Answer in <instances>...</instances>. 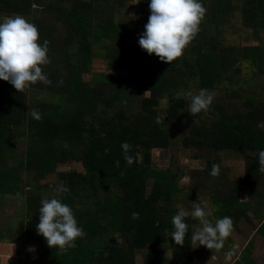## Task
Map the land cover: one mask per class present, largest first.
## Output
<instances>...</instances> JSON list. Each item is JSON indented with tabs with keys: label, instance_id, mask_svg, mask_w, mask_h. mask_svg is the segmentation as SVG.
I'll return each mask as SVG.
<instances>
[{
	"label": "rangeland",
	"instance_id": "obj_1",
	"mask_svg": "<svg viewBox=\"0 0 264 264\" xmlns=\"http://www.w3.org/2000/svg\"><path fill=\"white\" fill-rule=\"evenodd\" d=\"M10 2L11 6H7V8L5 5L0 6V21L6 17L23 16L31 23H40V26H37L40 30L39 36L45 32L53 42L50 46L51 50L48 51L51 63L42 66L52 81L50 86L37 82L23 92H17L10 83L0 80V100H10L11 107L15 108V110L8 111L9 113L5 110L0 111V117L5 121L3 127L14 135L11 141L13 150L18 154V157L25 155L31 143L32 146L36 145V140H31L38 137L41 122L45 123L47 121L45 118L50 116L54 118L56 124L62 125L64 128L65 132L57 133L60 134V138L56 139L68 153L70 145L63 143L64 140L61 138L69 131L76 130L77 125L82 129L83 127L93 128L94 136H97L96 139L105 138L109 132L125 134L124 127H128L133 121L142 122L145 119L144 116L147 113L142 111V99L149 97L150 93L144 89V86L153 85L152 81L162 74L170 83L168 88L163 91L162 97L159 98L158 111L153 124H156L168 135V146L149 149V160L144 163V167L148 168L150 172L141 171L139 173V179L135 181L138 186L137 193H134L135 197L123 200L124 205L127 208L131 206L135 209L130 212L131 214L138 212L139 216L148 214L156 216L161 221L162 227L171 224L172 217L181 207L189 213L187 220H191L192 224L189 236H185L184 244L182 246L174 244L171 248L167 245L170 241L168 240L165 241L166 247L162 250L167 258H173L171 260H174V264H233L238 254L248 246L250 241L252 243L251 257L257 264H264V237L255 233L259 225V218L264 215V178L262 175L259 176L257 185L258 192L262 194L259 200L261 205L254 198L249 196L245 198L244 213L239 216V221H233V231L224 240L222 248L210 250L191 240L192 234L200 227L198 219H193L190 215L194 206L200 203L202 208L210 213L208 218L215 224V221L219 219L216 215L219 207L213 202V199L227 197L230 188L234 186L233 181L243 177L245 169L249 167L246 156L256 155L259 163L258 154L245 151L240 155L226 149L216 152L192 145H188L186 153L184 145L186 140L192 136L194 124L201 122L212 127L210 122L213 119L210 110L216 103L222 105L225 113L229 115L244 112L243 95L246 94L254 97V101L259 105H264V20L262 19L261 23L250 22L260 13L257 9L251 10L255 1L200 0L206 8L203 21L208 23L204 25L205 29L203 26L200 27L198 34L185 48L182 57L177 59V62L167 64L161 62L154 54L148 55L138 44V40L144 32V26L148 22V17L140 10V6L143 4L142 0H139L138 3L137 0H54L55 4L63 7H74L76 3L79 4L73 9L76 11L79 7L80 13L91 20L90 28L87 27L80 36L81 40L89 42L90 52L89 61L85 66L78 68V75L90 87L91 92L78 99L81 103H78L77 99L67 91L63 80L62 83L57 84V78L62 73L67 74L68 63L73 62L75 65L79 59L80 45L75 38V33L70 32L75 28L67 24L65 18H58L56 12H49L48 8L54 6L53 4L49 6L51 0H10ZM84 3L87 5L84 6ZM216 8H218L217 11H213ZM17 10L18 12H16ZM246 15L252 19H246ZM110 18L118 25L130 26V31L124 35L118 34L112 27ZM101 21L107 23V27L94 30L93 27ZM43 41L39 43L43 44ZM213 45L228 46L234 51L242 47H257L260 50L257 52L258 56L254 54L255 60L251 57V59L246 58L243 53L232 52V56L236 58L234 67L240 68V76L247 83L232 85L225 81L227 75L222 73V77L225 78L224 82H220L219 86H213L212 90L215 96L209 110L206 113L202 111L197 114L198 117L197 115L191 116L190 98L186 96V93L191 91L193 94H197L201 89L198 73L191 70L193 63L195 64L197 48L202 47L200 54L203 55L208 52L209 46ZM221 70L220 68L219 72ZM102 74L118 76L122 82L127 84L129 93L123 96L119 95V99H114L110 103L115 88L110 86L109 82L101 76ZM171 84H176L175 88ZM239 87H243L242 94L235 95L233 89ZM93 92L94 94L103 92V95L91 98ZM169 92H174L173 100H184L185 106L182 109L179 108V111H186L187 116L181 121H176L168 116L167 112L171 101L166 97V94ZM89 98L94 100L92 104L88 103ZM83 99L87 101L82 103ZM34 108L41 113L40 121L29 115V110ZM119 113L121 117H119ZM215 119L217 118L215 117ZM258 124H264V122ZM145 130L148 132L147 127ZM149 133L152 132L149 131ZM197 138L196 140H198ZM81 139L85 146L89 144L87 141L90 142L85 136ZM77 143L79 142H76V145ZM144 150L142 148L140 152H136L139 160L146 153ZM214 158L220 159L218 163L220 173L216 177L210 175L211 170L207 167V161H212ZM14 164L15 160H10L8 165L0 164V166L9 169V167H14ZM82 166V162L78 160H69L64 164H58L55 173L49 174L41 181L42 184L47 185V187L43 185L40 190L42 199L56 197L62 202L60 196H57L55 192L56 187L61 183L56 173L72 169L84 173L85 170ZM153 171H163L166 179H157ZM13 172L16 191L22 190V187L25 189L27 183L37 182L38 177L33 171L29 173L25 169H15ZM259 174H261L260 171ZM97 176L98 180L96 179V181H99L100 184L97 194L92 192V196L86 198L79 196L81 192L79 194L76 192L73 205H69L78 226L83 230L84 224L88 222V217L84 218L86 215L83 210H95L96 206L104 204L105 201L113 197V194L121 197L123 193L119 191L117 179H107L100 173ZM172 184H175L174 188L170 187ZM99 200L100 202H98ZM40 202L36 206L40 207ZM22 211V201L16 196L3 197L0 202V228L10 222V219L17 218L16 220H18L19 216H22L20 215ZM166 211L169 212L168 217L164 216ZM171 227L168 228L172 229ZM92 231L82 238L83 244L102 246L106 242H110L114 236L111 231L104 233L97 228ZM20 246L16 256L10 257V260L15 261L19 258L20 264H49V258L42 259L38 255L34 257L31 254L36 249V245L23 243ZM27 247H29V251H24V248ZM147 250L146 246L136 252V264H142ZM20 254H22L21 257ZM2 264H7V262L4 261Z\"/></svg>",
	"mask_w": 264,
	"mask_h": 264
},
{
	"label": "trees",
	"instance_id": "obj_2",
	"mask_svg": "<svg viewBox=\"0 0 264 264\" xmlns=\"http://www.w3.org/2000/svg\"><path fill=\"white\" fill-rule=\"evenodd\" d=\"M142 1L143 4H141L140 10L149 17L150 10L148 4L150 0L148 2L146 0ZM250 1H255V4L251 6V10L257 9L260 13L258 16L253 17V19L250 18L249 15H246L245 18L252 19V21H250L252 23H261L264 20V0ZM51 4L54 6H50ZM3 5H5L6 8L7 6H11L10 0H0V6L2 7ZM77 5L79 6V4L76 3L74 7H63L59 6V4H55L54 0H51L48 10L50 13L52 11L56 12L60 19L65 18L67 24L76 29H74L75 32H70L75 33V38H77V42H79L81 49V51L79 49V59L75 65L73 62L68 63L66 66L67 74L64 75L62 73L57 80H63L67 91L77 99L78 103H81L78 99L88 94V92H90V87L79 77L78 68L80 66H85L89 61L90 46L89 42L81 40L80 36L85 32L84 30H86L87 27L90 28L91 20L86 15L84 16V14L82 15L80 13L79 7H77L76 11L73 9ZM86 5L87 4L84 3V6ZM217 9L218 8L213 11L216 12ZM16 12H18V10ZM109 20H111V25L118 34L124 35L131 29L130 26H126L125 24H116V22H113L112 18ZM207 23V21L202 20L199 28L203 26L205 29L204 25ZM34 24L36 27L40 26L38 22H34ZM106 27L107 23L101 21L93 28L97 30L105 29ZM38 31L40 30L38 29ZM45 39L50 42V49L53 43L52 39L47 33L42 32L39 42ZM209 47L208 52L203 55L200 54L202 47L197 48L198 53L195 64L193 63L191 68V70L198 73L200 88L208 89L213 92V86H219L220 82L225 79L222 77V73L227 75V80L225 81L230 82V84L237 86L242 83V85H245L247 81L240 76V68L234 67L236 58L232 56V52L243 53L246 58H254L255 60L254 54L258 56L257 52H259L260 49L257 47H242L234 51L232 48L223 45H213ZM173 62H177V60ZM220 68L222 69L221 72H219ZM101 76L109 82L110 86L115 88L110 103H112L114 99H119V95L123 96L129 93L127 92V84L122 82L118 76H111L108 74H102ZM152 83L153 85L144 86V89L149 91L150 94L149 97L142 99V111L147 113L142 122L133 121L128 127H124L123 130H125V134L109 132L107 136L105 134V138L99 139H96L97 136H94L95 133L93 128L88 129L83 127L82 129L77 125L76 130L69 131L68 134H64V136H62L63 138H61L64 140L63 143L68 146L70 145L69 153L67 150H64L62 145L60 146L58 144L56 139L60 138V134L57 133L64 131L63 126L56 124L54 118L50 116L45 118L47 120L45 123L41 122V129H39L38 137L31 140H36V145L32 146L31 143L25 155L23 157H18V154L13 150L14 147L11 141L14 135L3 127L5 126V121L0 117V164L8 165L10 160H15L14 167L6 169L0 166V202H2L3 197L16 196L22 201L23 207V211L20 214L22 216H19L18 220H16L17 218L10 219V222L0 228V252L3 254L0 255V264L4 261L7 262V264H20L19 258L12 261L10 257L16 256L20 245L23 243L36 245V249H34V252L31 254L34 257L38 255V257L42 259L46 257L49 258V264H136V252L146 246L148 250L144 255L142 264H174V260H171L173 258H167L162 252L164 247H166L164 245L165 241L170 240L167 245L171 248L175 244L174 240L169 235L174 230V228L171 227L173 226L172 222L170 225L162 227L161 221L156 216L150 214L139 216L140 218L138 220H132L130 212L135 209L131 206L127 208L123 202L125 199L135 197L133 195L137 193L138 188L135 181L139 179V173L141 171L150 172L148 168L144 167V163H147L149 160V149L165 148L168 146V135L159 129L156 124H153V121L158 111L159 98L164 94L163 91L168 88L170 81L161 74V76H158ZM171 86L175 88L176 84H171ZM242 88L243 87L233 89L235 95L242 94ZM93 94H91V98L93 96L103 95V92H95V94ZM173 96L174 92L166 94V97L171 101L167 113L172 119L181 121L187 116L186 111H179V108H184L185 103L183 99L173 100ZM91 98L88 99V103L90 104L94 101ZM243 98L244 112L230 115L225 113L222 105L216 103L210 110L213 119L210 122L212 127L201 122L194 124L195 126H192V136L184 143L185 152L187 153L188 145L216 152L225 149L232 150L234 153L240 155L245 153V151L258 154L260 150H264V128L258 126L259 122H264V105L256 103L254 97L248 94L243 95ZM86 101L87 100L83 99L82 103ZM11 105L12 102L10 100H0V111L5 110L9 113L8 111L12 109L15 110ZM119 117H121L120 113ZM215 117L217 119H215ZM146 127L147 131L150 128L149 131L152 133H149V131L146 132ZM76 135L77 137H75ZM84 136L90 141H87V143H89L87 146L82 144L83 141L81 138ZM196 137H198V140H196ZM74 140L79 143L76 145ZM125 141L133 145L130 155L135 158V162L131 167L127 166L122 154L121 144ZM142 148L145 149L144 151H146V153H144L143 158L139 160L136 152H140ZM106 149L108 150L107 154L105 153ZM246 159H248L249 167L245 169L243 177L233 181L234 186L230 188L229 195L227 197L213 199V202L219 207L216 214L219 219L224 216H229L233 221H239V216L241 214L243 215L244 209L246 208L245 198L248 196L256 199L258 204H260L259 200L262 194L258 192L257 185L259 176L262 175L264 178V173L259 174V163L256 155L253 157L246 156ZM69 160H78L82 162V167L85 172L81 173L72 169L66 172L56 173L58 180L63 182L64 186L70 189L69 193L59 195L62 199V203L68 206L70 204L73 205L76 192L77 194L81 192L79 196H84L86 198H90L92 192L96 195L97 188L100 187L99 181H96V179L98 180V173L110 180L117 179L119 181V191L123 193L121 197L113 194L112 198H109L104 204L96 206L95 210H83L86 215L84 218L88 217V222L84 224L86 235L92 233V230L96 228L104 233L111 231L114 236L110 242H106L102 246H93L83 244V239L78 238L75 241L76 246L74 248L68 249L67 252H61L57 248H49L45 239L37 234L35 226L39 222L40 207L36 206V204L42 199V195H40L41 188L43 185L47 187V185L42 184L41 181L49 174L55 173L58 164H64ZM116 160L120 161L119 167L115 166L114 161ZM219 162V158H214L212 161L208 160V169L211 170L212 165L214 163L218 164ZM15 169H25L29 173L33 171L38 177L37 182L34 180L36 183H27L25 189L22 187V190L16 191L14 188L15 181L13 176V171ZM153 174L157 179H166L163 171H153ZM174 185L175 184H172L170 187L174 188ZM98 202H100V200ZM198 204L200 205V203ZM168 213L169 212L166 211L164 216H167ZM185 222L189 226L186 234L187 237L190 234L192 221L187 220L186 217ZM169 226L172 229L168 228ZM255 233L264 237V215L259 218V225ZM171 253H173V251H171ZM5 255H9V257ZM251 256L252 243L250 241L248 246L238 254L233 264H257Z\"/></svg>",
	"mask_w": 264,
	"mask_h": 264
},
{
	"label": "clouds",
	"instance_id": "obj_3",
	"mask_svg": "<svg viewBox=\"0 0 264 264\" xmlns=\"http://www.w3.org/2000/svg\"><path fill=\"white\" fill-rule=\"evenodd\" d=\"M139 0H137V3ZM150 15L144 26L138 44L148 55H155L161 62L171 64L182 57L185 48L196 37L206 8L200 0H150L148 4ZM39 31L34 23L23 16L6 17L0 21V80L10 83L17 92L37 82L51 85L52 81L44 72L43 67L51 63L48 57L49 41L45 39L39 43ZM62 81H58L59 85ZM190 98V114L195 116L207 112L213 102L215 93L208 89H200L197 94L186 93ZM29 115L40 121L41 113L34 108ZM264 128V124L258 125ZM123 158L127 166L131 167L135 158L130 155L133 145L128 142L121 144ZM107 149L105 153L107 154ZM259 171L264 173V150L258 152ZM120 166V161H114ZM220 166L213 164L210 175L218 176ZM70 189L61 182L56 187L57 196L69 193ZM39 208V222L35 226L37 234L41 235L49 248H57L61 252L76 246L78 238L86 236L84 230L78 226L73 210L60 199L53 197L41 200ZM189 215L182 207L172 217L174 230L169 234L176 245H183L188 232L185 218ZM193 219H198L200 227L192 234L193 243L205 246L207 249L222 248L224 240L233 231V220L229 216L217 219L215 224L208 218L210 213L199 204L190 213ZM139 213L131 214L132 220H138Z\"/></svg>",
	"mask_w": 264,
	"mask_h": 264
},
{
	"label": "crops",
	"instance_id": "obj_4",
	"mask_svg": "<svg viewBox=\"0 0 264 264\" xmlns=\"http://www.w3.org/2000/svg\"><path fill=\"white\" fill-rule=\"evenodd\" d=\"M21 247V246H20ZM20 247H19V249H20ZM25 250L24 251H29V247H27V248H24ZM22 256V254H20V257Z\"/></svg>",
	"mask_w": 264,
	"mask_h": 264
}]
</instances>
